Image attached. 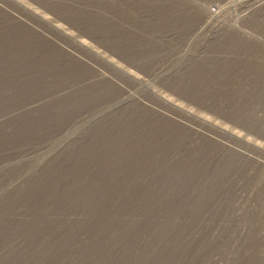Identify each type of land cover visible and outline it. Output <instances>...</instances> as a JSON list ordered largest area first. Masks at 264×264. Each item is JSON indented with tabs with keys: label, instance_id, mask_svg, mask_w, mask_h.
<instances>
[{
	"label": "rangeland",
	"instance_id": "1",
	"mask_svg": "<svg viewBox=\"0 0 264 264\" xmlns=\"http://www.w3.org/2000/svg\"><path fill=\"white\" fill-rule=\"evenodd\" d=\"M153 46L149 68L129 54ZM184 58L214 64L188 90ZM44 98L0 128L26 142L0 168L30 164L1 183L90 140L0 209V252L25 240L2 264H264V0H0V121Z\"/></svg>",
	"mask_w": 264,
	"mask_h": 264
},
{
	"label": "trees",
	"instance_id": "2",
	"mask_svg": "<svg viewBox=\"0 0 264 264\" xmlns=\"http://www.w3.org/2000/svg\"><path fill=\"white\" fill-rule=\"evenodd\" d=\"M230 34H232V40H236L237 42H239V44H243V45H249V41L242 37L240 34L235 33V32H231ZM156 47H136L135 49H133L131 52H129V54L131 55L132 58L138 59V63H140V65H142L143 67H147L149 68L152 64H153V58L151 56L152 54H155V52H153ZM57 50H59L57 48ZM60 53L62 55H65L64 59H71L72 57L70 56H66V53L62 50H59ZM183 64L182 66L171 73L169 79L174 78L176 80V82L178 81H182L183 82V87L186 88V83H184V81L186 79L190 80V76L195 73L198 69L200 68H207V67H211L214 64L210 63L209 61L206 62H195V59L193 58H184L183 59ZM100 80V79H97ZM83 85V84H82ZM182 87V88H183ZM188 90V89H187ZM49 103V100H47V98L42 99V102L37 104L34 107H25V108H20L19 110H16L14 112H11V114L8 116V118L4 121H0V128H3L4 126L7 125V123L16 118L19 115H28L29 118H32L31 116H34L35 112H38L39 110H41L43 107H45V105ZM153 115V117H156V114L152 111H150ZM158 118L162 119V120H166V118L164 116H162L161 114H158ZM167 122H169V120H166ZM171 123V122H170ZM8 134V140L11 139V135L10 133H12L13 131H6ZM42 132H38L37 134H34V138L33 140H37L40 138ZM77 137V136H76ZM74 137L73 140H71L67 145H63L62 147H60L59 152L56 154H52L50 155L44 162H42L39 167H37V169L33 172V173H29L27 175V178L24 179V182L20 183V184H16L13 187H8L6 186V180L4 182L1 183V178L6 175L7 173H9L11 170L15 169V168H23L25 166L30 165L29 164V160H21L18 163H14L11 165H7V166H3L0 168V185L1 186V190H0V209L5 205V203L8 201L9 198L14 197V196H18L20 194H22L28 187V184L30 181H32L34 178H40L42 181L48 180L54 176H57V173H55L54 169L55 167L64 164V166L70 165V163L73 161L74 156L77 152V150L80 148L83 149L84 147L87 146L89 140H90V135L89 133L83 137ZM0 143H3L2 141H0ZM26 145V142H22L19 146L13 147L6 145V146H1L0 147V156L2 155H10L12 156L13 154H17L19 153L21 150H23L22 148H17L20 147L22 145ZM18 145V144H17ZM17 148V149H15ZM141 182V179L139 180ZM142 183V182H141ZM10 200V199H9ZM22 216V215H21ZM54 217V216H53ZM63 216L61 215L60 217L55 216L56 219H61ZM18 220L21 219V221H24L28 218V216H24L23 217H17ZM73 222L77 221V222H81V223H85L87 222V216H75L72 215L69 217ZM20 221V222H21ZM19 222V221H18ZM72 229H70V233L69 236L72 237V240L74 242H76L75 240H78V242L80 244H85V243H89V236L87 234H84V229L86 226H69ZM127 227V226H126ZM133 227H137V226H128L127 228H133ZM204 226H202L203 228ZM84 228V229H83ZM19 229V226L16 227L15 230ZM60 229V228H59ZM120 233V232H119ZM125 235V234H123ZM118 239V238H117ZM147 239V238H146ZM71 240V241H72ZM142 244L145 242V239H142ZM197 240V239H196ZM72 241V242H73ZM127 242V239H124L122 242ZM119 243H121L119 241ZM128 243H122V244H118L116 243L113 246H118L114 251H112V253H114V255L112 256V259L115 257L118 258L120 257L118 260H122V256L125 252V248L127 247ZM25 246V240H21V238L17 239V241H14L12 244H10L8 246V248H6L5 250L0 252V264L3 263L2 260V256H6L3 259H8L10 256H12L13 254H18L19 252H21L23 250ZM83 251V250H82ZM84 252V251H83ZM122 252V253H121ZM71 260L74 261H78L80 260L79 256H75L73 257Z\"/></svg>",
	"mask_w": 264,
	"mask_h": 264
}]
</instances>
